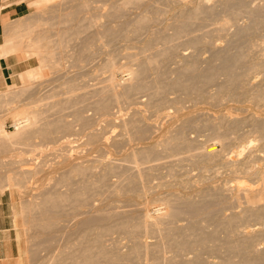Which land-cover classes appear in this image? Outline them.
Here are the masks:
<instances>
[{"label": "bare ground", "instance_id": "6f19581e", "mask_svg": "<svg viewBox=\"0 0 264 264\" xmlns=\"http://www.w3.org/2000/svg\"><path fill=\"white\" fill-rule=\"evenodd\" d=\"M97 2L101 5H105L106 2L107 7L110 6L106 8L107 10L104 8L102 13L100 10L104 6L101 7L100 3L97 5ZM27 5L35 9L31 15H28L29 19L37 16L36 23L33 20L35 24L32 23L29 28L25 27L26 23H21L25 17L28 19V16H25L3 25L0 60L18 56L25 60V65L16 72L15 80L20 85L12 81L11 85L5 84L7 85L5 91H0V108H5L4 115L11 117L14 128L12 132L6 133L0 121V153L6 151L5 143L10 144L11 147V143L14 142L18 148L20 147L19 149H23L22 151L35 149L27 151L32 154L34 151L35 154L37 147L39 148L43 141L42 138H47L49 140L46 143H49L47 147H51L50 143L54 145L58 141L57 146H63L64 151L70 139L76 141L82 139L79 144L81 149L95 153L93 154L95 158H89L91 161L99 159L103 162L105 154L112 155V158H105L101 166L97 165L100 166V170H95L90 160L88 165H83L80 161H75L72 156L71 158L70 155L63 154L64 151L60 152L63 155H60L59 160H51V158L45 160L44 156L52 157L53 150L49 154V151L42 150L46 155L40 150L41 154L38 152L37 155L43 156V160L37 165L27 166L21 157L15 156L11 164L18 165L19 170L10 174H0L1 192L4 189L10 192L16 189L15 191L19 192L22 223L30 235L32 244L44 248L56 235H64L66 239L62 249L55 254L50 253V257L45 261H38V264H127L122 261L137 260L149 246H158L159 251L163 253L164 250L174 251L175 256H165L167 258L161 259L162 264H209L210 261L205 259L209 262L206 263L199 255H193L191 259L178 257L187 250L190 252L194 243L202 245L204 252H213L215 248L205 245V242L215 238L219 232L224 235L221 241L232 248L238 241L254 242L253 232L244 229L242 231L237 228V224L243 219H253L260 223L264 221V169L261 170L260 165H255L259 160L261 164L264 161V116L260 117V114H264L262 112L264 84L256 83L253 88L254 82L248 87L250 82L246 80L254 71L261 72L263 74L261 79L264 78V57L261 56L264 53L260 52V54L258 51L259 49L264 51V34L256 36L258 30H264V0H28ZM133 9L135 15L124 18L125 14H130ZM166 15H169L167 18L170 22H164ZM240 15L246 16L244 18H247V25L243 26L240 23L241 26L238 23L236 25ZM103 18L105 21L102 20ZM116 20L119 22L117 23ZM114 21L117 25L112 24ZM208 24L210 26L212 24L210 29ZM233 25V33L231 30L227 33L228 29L225 28ZM220 33L233 36V41L227 38L229 43L239 41L245 44L243 47L239 44L236 48L245 49L244 47H249L253 43L255 46L258 39L260 45L258 47L257 43L255 48L252 45L254 49H251L255 50L254 53L250 48L238 49L235 52L234 46L237 42L233 44L234 54L226 52L227 48H224L225 51L221 49L219 51L220 47L218 48L217 44L215 45L218 49L214 50L213 41L218 39V34L220 37ZM255 36L259 37L255 39L256 42L253 40ZM210 41L212 44L209 43ZM208 43L210 47L212 46V49L209 47V51L214 50V52L210 53L208 58L210 60L207 59L202 67L196 54L199 55L198 53ZM182 47L183 50L189 47L198 52L192 54V50L190 53L192 56L186 55L187 53L183 55L179 53L180 50L182 52ZM256 47L259 49L257 50ZM251 53H257L261 58L256 57L257 60L254 58L253 60L251 55H254ZM101 55L106 56L99 60L100 63L94 64ZM179 56H184L181 57L182 61L175 62V58ZM119 57L124 59V62H119L121 60ZM31 59L35 60V64H29ZM69 68H75L74 72H70ZM116 68L118 70L127 68L129 75L128 80L122 84L116 81L120 84L118 88L113 79ZM45 71H49L50 76L42 79ZM69 72L72 74L70 75ZM104 73L107 74L102 75ZM78 75L82 76L78 78ZM83 75L85 78L89 77L92 83L81 80ZM219 76H222V80L217 82L216 78ZM44 82L51 83V88L54 85L59 90H62L63 86L64 92L61 96H56L54 89L45 94L40 90L43 95L40 96V93L37 95L39 87ZM54 82L62 86L58 85V88ZM211 85L215 87L213 93L207 92V88ZM140 94L145 96V99L138 100ZM243 98L249 99L246 101L247 99ZM226 99L227 101L229 99L227 105L230 100L232 104L243 99V103L245 101L247 103L245 106L248 107L250 101L254 106L261 104L263 109L254 108L261 110L260 113L255 112L259 113V116L252 115L251 112V115L243 117L241 113L240 117L239 114H234L233 108L231 112L229 111V115L221 114V109L207 113L209 108L221 107ZM14 101H18L15 106L6 108L8 103L11 106L10 103ZM24 101L34 106H38V102L41 101L44 103L40 104L42 105L40 108L32 105L29 108L23 103ZM251 105L249 107H252ZM114 107L115 110H112ZM235 109L237 108L233 110ZM87 111L89 113H86ZM199 111H205L206 114L201 115ZM100 121L105 122L106 128L112 123L114 128H117L116 134L109 138L110 141L108 137L107 140L103 139L106 130H102L104 128L100 127ZM243 122L252 126L253 132L250 130L249 133L256 132L259 142L263 140L262 144L258 143L261 150L257 149V145L255 147L258 152L263 153L262 162V158H259L261 153L259 156H256V153L254 155V152L251 155L252 149H249V155L247 152L244 153L247 155L245 158L236 159L238 155L233 158L232 153L229 152L231 149L229 145L234 144V138L238 136L235 132ZM202 129L209 132L207 135L209 138L219 142V147L211 144L200 149L199 147L202 148L203 145L198 146L200 144L194 142L196 139L188 138L190 132L197 133L200 130L203 132ZM56 133L57 137H55ZM198 135H195V138ZM241 136L246 137L245 134ZM35 138L41 139L38 141L40 143H37ZM241 140L238 136L237 143ZM43 142L42 147L45 146ZM72 145L70 142L68 147ZM124 145L126 148L123 147ZM236 145L234 144L235 148ZM122 148L123 150L119 152ZM57 149L56 151H59ZM246 150L248 151V148ZM116 151L119 154H116ZM72 152L75 150L73 149ZM57 155L59 157V154ZM165 158H169L172 162H169V159L162 162L161 159ZM183 160L184 162L188 160L189 166L202 169V172L210 170L208 172L214 178L225 171L227 177L220 185L214 183V185L197 187L195 185L197 181V183L190 182L193 185L189 184V188L196 187L195 196L182 193L183 191L179 192L177 188L188 185L186 179L184 181L186 184L180 182L181 180L176 182L179 177L176 171L181 173L182 168L180 169L175 163H183L181 162ZM162 163L165 167L162 166L163 169ZM167 163L174 164L180 170L174 169V173L173 167L170 168L171 165ZM159 167L160 170L165 169L169 176L172 174V177L178 176L173 179L175 182L170 178L173 183L163 182V179L162 182L156 181L160 178L157 177ZM217 168H222L224 171L220 169L221 171L218 172ZM202 172L200 176L204 177ZM35 176L38 183L34 191L31 189L33 191L31 193L25 185ZM195 178L198 179L196 176ZM257 181L260 183L256 187L254 184ZM152 184L156 185L153 186L155 189L159 190L158 187L164 186L165 188L162 189L167 191L165 195L162 193L164 196L162 194L157 197L152 196L155 202L164 205L163 213L158 214V217H151L148 214L146 209L148 200H144L146 192L153 191ZM150 192L148 191V195ZM147 198L149 199V196ZM153 200L150 203L154 202ZM241 200L245 204L244 209L243 206L240 208L243 209L242 213L233 211L230 216L220 215L221 208L224 209L223 207L229 205L233 208V204L236 206L235 203H240ZM110 201H118V203L112 205ZM180 217L188 218L186 226L183 228L172 226L175 224V219ZM61 220L66 222L65 226L60 225ZM205 224L213 228L208 230ZM157 231H160L159 236L155 235L158 237L157 242L154 241L149 245L148 241H141L143 236L140 233L159 234ZM260 231L255 233H261L264 237V231ZM112 232L122 233L131 239H129L131 244L127 245L128 251L119 252L116 247L110 248L104 245V238ZM194 233L197 235L195 236ZM189 235L193 237L189 238ZM258 250L254 247L239 248L238 254L241 259L237 264H264V250ZM31 258L37 261L35 252H31Z\"/></svg>", "mask_w": 264, "mask_h": 264}, {"label": "rangeland", "instance_id": "374dc122", "mask_svg": "<svg viewBox=\"0 0 264 264\" xmlns=\"http://www.w3.org/2000/svg\"><path fill=\"white\" fill-rule=\"evenodd\" d=\"M27 1L28 0H13V2L14 3H17L18 4V10H17V12H12V13H10L11 14V16H9L7 13H5V12H0V42L2 41V33H3V25L5 24V23H11L12 21H15V19H18V18H24L25 16H28V15H31V13L33 12V11H35V9L33 8V7H29L28 5H27ZM107 2V1H106ZM105 2V5H101V3H100V5H101V7H103L102 8V10H100V12H104V8L106 9V8H108L107 7V3ZM98 2L96 3L97 5L99 4ZM107 10V9H106ZM129 10H132V9H129ZM129 10L127 11V12H129ZM137 10V9H136ZM135 11V9H133V12L131 11V12H129L130 14H125V16L126 17H124V18H127V17H133L132 15H135V13L136 12H134ZM138 12V11H137ZM128 15V16H127ZM241 16H243V15H240L239 17H238V19H237V21H236V25H237V23L239 24H242L243 26H245L244 24H248V21H247V18L245 19L244 17H246L245 15L243 16V17H241ZM29 17L30 16H28V19H27V17H25V19H23L22 20V22L21 23H29V24H25V27L26 26H28V28H29V25H33L32 23H34V21H35V23H36V21L37 20H35L36 18H37V16L35 17V18H33V17H31L30 19H29ZM167 17H169V15H166L165 16V18H164V22L165 23H167V22H170L169 21V19L167 18ZM167 18V19H166ZM105 18H103L102 20H104ZM121 19H123V18H121ZM120 19V20H121ZM34 20V21H33ZM105 21V20H104ZM117 21V20H116ZM116 21H114L115 22V24H114V22L112 23L113 25H117V23L119 22V21H117V23H116ZM167 21V22H166ZM110 22V21H109ZM163 22V21H162ZM163 22V23H164ZM247 22V23H246ZM34 23V24H35ZM162 23V24H163ZM239 24V25H240ZM209 25V24H208ZM207 25V26H208ZM238 25V26H239ZM206 26V27H207ZM211 26H212V24H211ZM211 26L209 25V29L211 28ZM241 26V25H240ZM228 27H230V26H228ZM233 28H234V25L233 26H231L230 28H225V29H228V30H226L227 31V33H230L232 30H233ZM204 29H207V28H204ZM231 30V31H230ZM259 32H257L256 34V36H260L261 35V33H262V35L264 34V30H258ZM224 32V31H223ZM196 33V32H195ZM197 33H198V31H197ZM232 33H233V31H232ZM221 34V33H220ZM258 34H260V35H258ZM225 35V36H224ZM227 34H221L220 35V37H219V34H218V39H216L215 41H213V43L214 44H212V40L214 39L213 38V36H212V40L209 42V43H211L212 44V46L213 45H215V44H217V46H218V48H217V46L215 45V46H213L214 48V50H216V49H218L219 51H221V50H224L225 51V49H226V52H233V54H234V49L236 48V46H239V44H242V47L243 46H245V44L243 43V42H241V43H239V41L237 42V44H236V42L234 41V42H228L229 40L227 39V38H229L230 39V41H233L234 40V38H233V36L231 37V36H229V34L226 36ZM255 36V38H253V40H257L258 38ZM214 37H216V35L214 36ZM220 38V39H219ZM222 38H224V39H226V40H222ZM233 38V39H232ZM260 38H262V36L260 37ZM210 39H211V37H210ZM256 40H255V42H256ZM260 39H258V41H259ZM222 41V42H221ZM225 41V42H224ZM240 41H242V39L240 40ZM256 42L255 43V46H256V44H257V46L258 45H260L259 43H260V41L259 42ZM209 43L208 44H206L205 45V47L207 46V48H205V47H203V52H202V50L201 49H199V50H201L198 54L199 55H197L196 54V52H198V51H194L193 50V48L191 49V48H189V47H187V49L186 48H184L185 50H183V47L185 46H183L182 47V52H180L179 51V53L180 54H183L184 55V53L186 54V55H190V56H192V54H196V57L197 56H199V57H197L198 58V62L199 63H201L200 64V66H204V64L203 63H205L206 61H208V60H210V59H208V58H210L209 56H210V53L211 54H213V52H214V50H213V52H210L209 51V47H210V45H209ZM225 43V44H224ZM228 43V44H227ZM233 44H236L235 46L233 45ZM244 44V45H243ZM228 45V46H227ZM254 46V43L253 44H251V46H249V47H244L245 49L247 48H253V46ZM129 46V45H128ZM211 46V47H212ZM224 46V47H223ZM233 46H234V49H233ZM255 46H254V48H255ZM186 47V46H185ZM210 47V48H211ZM242 47L241 48H236V50H235V52H237V50L238 49H241V50H245V49H242ZM259 47V46H258ZM225 48V49H224ZM253 48V49H254ZM260 48H261V46H260ZM190 49V50H189ZM212 49V48H211ZM221 49V50H220ZM228 49H230V51L228 50ZM256 49H257V47H256ZM259 49V48H258ZM257 49V50H258ZM122 50V49H121ZM192 50H193V52H192ZM208 50V51H207ZM228 50V51H227ZM249 50V49H248ZM261 49H259L258 51H259V53L260 52H262V53H264V51H260ZM223 51V52H224ZM251 51H253L252 49H251ZM255 51V50H254ZM254 51H253V53H254ZM192 52V54H190ZM208 52V53H207ZM257 52V51H256ZM253 53H251V54H253ZM201 54V55H200ZM236 54V53H235ZM257 53H255V54H253L254 56H252L251 55V58L253 59H256L257 60V58L256 57H259V55L257 54ZM261 54V53H260ZM263 55V56H262ZM105 57L106 55H101L100 57H97L98 58V61H97V59L95 60V63L94 64H98V63H100L101 61H99V60H101V58L102 57ZM190 56H188V57H190ZM261 56H262V58L264 57V54H261ZM103 57V58H104ZM181 57H184V56H181ZM181 57L179 56L178 58L176 57L175 59V62L177 61V62H181L182 61V59H181ZM185 57H187V56H185ZM120 58V57H119ZM203 58H205V59H203ZM211 58H212V56H211ZM259 58H261V57H259ZM121 59V58H120ZM199 59H200V61H199ZM208 59V60H207ZM253 59V60H254ZM204 60V61H203ZM258 60H261V59H258ZM17 61V62H16ZM21 63H20V62ZM203 61V62H202ZM119 62H124V59H121ZM25 63V60H23V58H21V57H18V56H11V57H9V58H7V59H1L0 60V79H2L1 80V82H0V91H5L6 89H7V85H5V84H8V85H11L13 82L14 83H16V85H20V84H18L17 82H16V72L17 71H19L20 69H22L23 68V66L25 65L24 64ZM29 64H35V60L34 59H31L30 61H29ZM93 64V63H92ZM176 64H178V63H176ZM89 66H91V65H89ZM171 66H174V64H171ZM91 67H88V69H90ZM69 69H71L70 70V72L71 71H73L74 69H72V68H69ZM69 69H68V71H69ZM120 70H118L117 68L114 70V74H113V79H114V82H118V83H120V84H122V82H125V81H127L128 80V78H129V75H128V71L125 69V68H119ZM93 70H96V68H93ZM49 72V71H48ZM47 71H45L44 72V76H43V78L42 79H46V78H48L49 76H50V73H48ZM69 72V73H70ZM74 72V71H73ZM91 72H93L92 70H91ZM257 72V74H254V73H256ZM261 73V72H260ZM259 73V71H254L253 73H251V75H249L248 76V78H246V80H248L249 82H250V85L248 84V87H251V85H253L254 84V82H255V85L254 86H252L253 88L259 83V85H262V83L264 84V82H263V80H264V78H263V80L261 79L263 76H261V75H263L262 73L260 74ZM72 73H70V75H71ZM107 73H104V74H102V75H106ZM47 76V77H46ZM82 76V75H81ZM81 76H77L78 78L79 77H81ZM86 77H88V75H86ZM220 77V76H219ZM218 77V78H219ZM222 77V76H221ZM221 77L218 79V78H216V81L217 82H219V81H221L222 79H221ZM89 78V77H88ZM88 78H85L84 77V75H83V78H80L81 80H86L88 83H92V81H89V79ZM250 78V79H249ZM14 79V80H13ZM88 79V80H87ZM262 81H261V80ZM78 80V79H77ZM13 81V82H12ZM247 81V82H248ZM256 81H258V82H256ZM116 82V88H118L119 87V85L120 84H118ZM246 82V83H247ZM248 82V83H249ZM55 83V85H59V83H57V82H54ZM54 83H52V84H54ZM257 83V84H256ZM118 85V86H117ZM258 85V86H259ZM51 86V83H48V82H44L43 84H42V86H40L39 87V89H38V92H37V95L39 94L40 96L41 95H43V94H41V92H43L44 94L45 93H49L50 91H51V89L53 90V92H55L56 93V96H61L62 95V92H64V88H63V86L60 84L59 86L62 88V90H59V89H56V87L54 86V85H52L53 86V88H51L50 87ZM59 86H58V88H59ZM46 87V88H45ZM50 87V88H49ZM211 87V88H210ZM209 88H207L208 89V91L207 92H210V93H213L214 92V85H211ZM40 90H42L41 92H40ZM213 91V92H212ZM138 97H140V98H138V100H143V99H145V96H141V94L138 96ZM53 99V98H52ZM244 99V98H243ZM242 99V100H243ZM245 99H247V98H245ZM244 99V100H245ZM249 99V98H248ZM248 99L246 100V101H248ZM242 100H240L242 103H240V101L239 102H236V101H232L233 103L232 104H230V102H231V100H230V102H229V104L227 105L226 104V102L228 103V101H229V99H228V101H227V99L225 100V102H224V104L223 105H221V107L219 108L218 107V109L217 108H214V107H212V108H209V110H207L206 112L207 113H213V111H219V109H221L220 110V113L222 114V113H224L225 115H229L230 114V110L233 108H237V109H235V111L232 109V111L234 112V114L235 115H237V114H239L238 116H240L241 117V113H242V117L243 116H246V115H248V114H250L251 115V112H252V115H257V116H259L258 114L260 113V111L263 109L262 107L263 106H261V104H259L258 106H254V105H251L252 103L249 101V103H248V107L247 106H245V105H247V103H243V101ZM17 102L18 101H14V102H12V103H10V105L11 106H9V103L7 104V106H6V108H10V107H12V106H15L16 104H17ZM29 102V101H28ZM23 103H25V104H27L25 101L23 102ZM41 103H44L43 101H41V102H38V106L37 105H32V103H29V104H27L28 106H29V108H31L32 106H34L35 108H40L42 105H40ZM251 103V104H250ZM13 104V105H12ZM32 105V106H31ZM249 105H251L252 107H249ZM31 106V107H30ZM200 106H203V105H201L200 104ZM204 106H206V105H204ZM203 106V107H204ZM229 107H230V109H229ZM255 107H260L261 108V110L260 109H258V108H256L257 110H255L254 108ZM223 108V109H222ZM227 108V109H226ZM245 108V109H244ZM213 109V110H212ZM112 110H115V107L112 109ZM226 110V111H225ZM237 110V111H236ZM260 110V111H259ZM230 111V112H229ZM238 111L240 112V113H238ZM243 111V112H242ZM244 111H245V113H244ZM4 112L6 113V111H5V108L3 107H1L0 108V121L2 122V124H3V128H4V131L6 132V133H9V132H12L13 130H14V128H13V125H12V120H11V117L9 116V115H7V114H5L4 115ZM200 112V111H199ZM248 112V113H247ZM250 112V113H249ZM257 112H259L258 114H256ZM262 112H264V109H263V111ZM261 112V113H262ZM86 113H89V111H87ZM91 113V112H90ZM201 113V115L202 114H206L205 113V111H201L200 112ZM229 113V114H228ZM254 113V114H253ZM199 114V113H198ZM243 114H245V115H243ZM200 115V114H199ZM261 116H264V114H260V117ZM68 117H66V119H67ZM70 118V117H69ZM103 123V124H102ZM106 123H108V122H106ZM246 123V122H245ZM245 123L243 122V124H242V126H239V128L237 129V131L235 132V134H237L238 136H239V140H241V139H246V141H244V140H241L239 143H237V141H238V136H237V138H234L235 139V143L234 144H237L236 145V148L234 147V144H231V145H229L230 147H231V149H230V153H232V155H233V158H235L236 157V155H238L237 157H236V159L239 157H246L247 155H249L248 153L250 152L249 151V149L252 151L251 153V155H253V152H254V155H255V153L257 154L256 156H259L260 155V153H261V151L260 152H258V150H256V145H257V149H259V150H261V148L259 147L260 145H258V143L259 144H262L261 142H263V140L261 139V141L259 142L258 141V138H257V133L255 134V133H251V132H253L252 131V126L249 124V123H246V125H245ZM105 124V122H99V125H100V127H102V128H104V129H102V130H106V132H105V134L103 133V139H105V140H107V137H108V141H110L109 140V138H111L112 137V135L114 134H116L115 132L117 131V128H114V124L112 123V124H110V123H108V124H110V125H108L107 126V128H106V126L104 125ZM248 124V125H247ZM103 125V126H102ZM112 125V126H111ZM105 126V127H104ZM110 126V127H109ZM249 126V127H248ZM250 128V129H249ZM108 129V130H107ZM242 129V130H241ZM109 130H110V132H109ZM203 130V129H202ZM206 129H204L203 130V132L200 130V132L198 131L197 133H196V131H194V132H190L189 134H188V138H190L191 140L193 139V140H195L196 139V141H194L195 142V144H200V145H198V146H202L203 145V147L201 148V147H199L200 149H203V148H205V147H207V146H209V145H211V144H215L216 146H218L219 147V142H217L216 141V139L214 140V139H211V138H209V136H207L208 135V131L206 130ZM241 130V131H240ZM251 130V134L249 133V131ZM245 133H244V132ZM245 134V136L246 137H242L241 135H243L244 136V134ZM246 132H248V133H246ZM111 133V134H110ZM198 133H200L199 135H198ZM205 134V136H204V134ZM241 133V134H240ZM234 134V135H235ZM240 134V135H239ZM249 134H250V136H249ZM254 134V135H253ZM111 135V136H110ZM195 135H198L197 136V138H195ZM50 136H54V135H50ZM50 136L48 137V139L50 138ZM58 136H59V133H58ZM242 138H241V137ZM255 138H254V137ZM55 137H57V133L55 134ZM114 137V136H113ZM115 137H117V136H115ZM233 137H235V136H233ZM41 138V137H40ZM70 138V137H69ZM241 138V139H240ZM253 138L255 139V140H253ZM257 138V139H256ZM205 139V140H204ZM35 140H37V143H40V142H38V141H40V140H38V138H35ZM42 140L44 141H42L43 143H45V146H46V150H45V146L44 147H42L41 145H43V144H41L40 143V145H39V148L37 147V149H36V151H35V154H34V151H33V154L32 153H29V152H27L28 150H35V149H32V148H30V149H27L26 150V152H25V150L24 151H22L23 149L21 148V149H19L18 147H17V145L16 144H14V142L13 143H11L12 144V146L10 147V144H8V145H6V143L4 144V146H6V151H3L2 152V154L0 153V174H2V173H5V174H10L11 172L13 173V172H15V171H18L19 170V167H18V165H16L15 163H13V164H11V160H14L16 157L15 156H19V157H21L22 159H23V161H24V164H26L27 166H32V165H37L39 162H41L42 160H43V156H41L40 154V152L43 150V151H49L48 152V154L52 151V152H54V151H56V149L57 150H59V151H56V152H54V154L51 152V154H52V157H51V155H49V156H44V158H45V160H46V158H51V160L52 159H55V160H59L60 158H61V156L63 155V154H65V155H70L69 157H73V159L75 160V161H80V163L81 164H83V165H86L87 163H89V161L88 160H90V164L91 165H93V167L95 166H97L98 164H100V166H101V164L103 163V162H105L104 160H105V158L106 159H108V158H110L112 155H110V154H105L104 156H103V158H104V160H103V162L101 161V160H99V159H93L92 161H94V160H96V161H94V163L91 161V159H89L90 157H96V156H93V154L95 155V153L94 152H89V151H86L85 149H81V146L79 145L81 142V140H74V141H76L75 143H74V141L73 140H71L70 139V142H71V145H72V143L73 144H75V145H77V146H75V145H72V146H74V147H68V145H70V142L68 143L67 142V148H66V150L64 151V149L60 146V145H58L57 146V143H58V141H57V143L56 144H51L50 143V145H51V147L50 146H48L47 147V145H49V143L48 144H46L47 143V141L49 142V140H47V138H42ZM202 141V143H200L201 141ZM210 140V141H209ZM214 140V141H213ZM260 140V139H259ZM34 141V140H33ZM199 141V142H198ZM217 143H216V142ZM204 142V143H203ZM245 142V143H244ZM256 142V143H255ZM78 143V144H77ZM250 143V144H249ZM14 144V145H13ZM254 144V145H253ZM53 145V146H52ZM232 145H233V148H232ZM59 146H60V149H59ZM65 146V147H66ZM249 146L251 147V148H249ZM17 147V148H16ZM22 147V146H21ZM56 148V149H53V148ZM123 147H125L126 148V146L124 145ZM229 147V148H230ZM238 147V148H237ZM43 148V149H42ZM52 148V149H51ZM124 148V149H125ZM248 148V151L246 150ZM254 148H255V151H257V152H255L254 151ZM62 149V151H60ZM67 149L69 150V151H67ZM72 149V150H71ZM73 149L75 150V152H72L73 151ZM41 150V151H40ZM78 150V151H77ZM81 150V151H80ZM119 150V149H118ZM117 150V151H118ZM123 150V148L122 149H120L119 150V152H121ZM233 150V151H232ZM238 150H241V151H238ZM42 151V154L44 153V155H46V152H43ZM63 151L65 152V153H63ZM71 151V152H70ZM76 151H77V153H76ZM83 151V152H82ZM86 151V152H85ZM116 151V152H117ZM232 151V152H231ZM235 151V152H234ZM263 151V150H262ZM40 153V154H38L37 155V153ZM58 152V153H57ZM60 152H62L61 154H60ZM67 152V153H66ZM69 152V153H68ZM119 152H117L116 154H119ZM234 152V153H233ZM246 152H247V155H245L246 154ZM264 152V151H263ZM59 154V157H58V155L57 154ZM79 153V154H78ZM84 153V154H83ZM87 153V154H86ZM236 153V154H235ZM239 153V154H238ZM245 153V154H244ZM47 154V155H48ZM56 154V155H55ZM78 154V155H77ZM81 154V155H80ZM235 154V155H234ZM40 155V156H39ZM61 155V156H60ZM90 155V156H89ZM244 155V156H243ZM262 155H263V153H261V156H259V158H262ZM54 156V157H53ZM85 156V157H84ZM235 156V157H234ZM56 157H58L57 159H56ZM71 157V158H72ZM77 157V158H76ZM264 157V156H263ZM12 158V159H11ZM112 158V157H111ZM168 160L169 158H165L164 160H162L161 159V161L163 162V161H165V160ZM243 159V158H242ZM83 160H84V162H83ZM86 161V162H85ZM101 163H100V162ZM263 161V158H262V160H261V162ZM83 162V163H82ZM96 162V163H95ZM167 162V161H166ZM169 162H172V161H170V159H169ZM178 162V161H177ZM181 162H183V163H180V162H178V163H175L174 161H173V163H175L180 169L182 168V170H180L178 167H176L174 164H172V163H170V164H168L169 166L171 165V167L170 168H172V170H173V172H174V169H175V171L176 170H180V171H182L181 173H179V171H176L177 173H179V174H177L176 173V175H178V176H176V175H174L173 177H172V175L171 176H169V174L167 173V172H165V169L164 170H162L163 168H162V166L164 165L163 163H162V165H161V170H160V167H159V176L157 175V177H160L159 179H157L156 181H158V182H160L162 179V181L164 182H171V180L173 181V179H175L176 177H178V178H180V179H176V182H178L179 180H181L180 182H182L183 181V183L184 184H188L186 187H188L189 188V184H190V182H196L197 184H195L197 187H203V186H205V185H214V183H215V185H220V184H222L224 181V179L227 177V175L225 176V174H227V172L225 173V172H222V173H220L218 176H216V178L217 177H219V178H214L213 177V175L211 174H209L210 172H208V171H210V170H203V172H202V169H199V168H195V166H189V164L190 163H188L187 164V162H188V160H186V162H184V160L183 161H181ZM259 162H260V160H259ZM259 162H255L256 164V166H258V165H260V169L262 170V169H264L262 166H264L263 165V163H264V161H263V163L261 164V163H259ZM158 163H159V161H158ZM165 163V162H164ZM184 163H186V164H184ZM96 164V165H95ZM166 164V163H165ZM180 164V165H179ZM88 165V164H87ZM175 167H174V166ZM183 165H185V166H183ZM187 165V166H186ZM100 166H97L96 168L94 167V169L96 170V169H99V167ZM168 166V167H169ZM164 167V166H163ZM168 167H166L167 168V170H168ZM190 167V168H189ZM165 168V167H164ZM184 168H186V169H184ZM192 168V169H191ZM93 169V170H94ZM101 169V168H100ZM99 169V170H100ZM190 169V171H188ZM218 169V172H219V170L220 169H222V168H217ZM99 170H97V171H99ZM157 170V171H158ZM171 170V171H172ZM183 170H186V171H183ZM163 171L166 173V175L168 176H166V175H164L165 173H163ZM221 171V170H220ZM222 171H224V169H222ZM186 172V173H185ZM202 172V174L204 175V177L201 175L200 176V173ZM175 173V172H174ZM205 173H208V174H205ZM225 173V174H224ZM158 174V173H157ZM192 174V175H191ZM193 174H194V176H193ZM200 176V178H199V176ZM223 174H224V176H223ZM182 175V176H181ZM187 176V178H186V176ZM209 176V178H208V176ZM163 176H165V178L163 177ZM188 176H189V178H188ZM195 176L198 178L197 180H196V178H195ZM205 176H207V177H205ZM185 177V178H184ZM224 177V178H223ZM111 178H114V177H111ZM156 178V177H155ZM154 178V179H155ZM171 180H170V179ZM182 178V179H181ZM193 178V179H192ZM213 180H211V179ZM154 179H152V180H154ZM168 179V180H167ZM184 179V180H183ZM185 179H186V183L184 182L185 181ZM188 179H189V181H188ZM199 179H200V182H199ZM203 179L205 180V181H203ZM206 179H207V181H206ZM36 176L34 177V179H32V180H29L27 183H26V187H27V189H30V191H31V193L34 191L33 189L37 186V183H38V181L36 180ZM151 180V181H152ZM170 180V181H169ZM190 180H192V181H190ZM216 180H217V182H216ZM150 181V182H151ZM156 181H154V182H156ZM161 181V182H162ZM189 183H188V182ZM204 182V183H202V182ZM212 181V182H211ZM215 181V182H214ZM219 181V182H218ZM221 181V182H220ZM223 181V182H222ZM33 184H32V183ZM154 182H151V183H154ZM173 182H175V180L173 181ZM173 182H171V183H173ZM207 182V183H206ZM157 183V182H156ZM200 183V184H199ZM202 183V184H201ZM217 183V184H216ZM234 183V182H233ZM259 181H257L256 182V184H254V186H256L257 187V185L259 186ZM155 184H152V188H153V191L152 190H148L149 192H150V195H148V191L146 192L147 194H145L144 195V200H148L146 203V209L148 210L147 212H148V214L149 215H151V217L153 216V217H156L158 214L160 215V213L162 212L163 213V209H162V207L164 208V205L162 206V203L160 204L159 202H155L154 200H153V198H152V196H156L157 197V195H161L162 193L164 194H166V192L167 191H165V190H163L162 188H165L164 186L161 188V187H158L159 188V190L157 189H155V187H156V185H155V187H153ZM191 185H193V183H191L190 184V186ZM186 187H184V188H177L178 190H179V192H182V193H184V192H186L185 194H189V195H192V196H195V193H196V187L194 186V187H190L189 189L188 188H186ZM161 188V189H160ZM33 191H32V190ZM155 189V190H154ZM190 189H192V191L190 190ZM16 189H13L11 192L8 190V189H4L2 192L0 191V210H1V215H2V218L0 219V226L3 228V230L5 231H10L11 232V234H9L8 235V237H9V240H10V242H11V244L13 245V249L15 250L14 251V259H13V264H38L40 261H45L48 257H50L53 253L55 254V253H57V251L59 250V249H62L63 248V246H64V242L66 241V239H65V237H64V235H60V236H55V237H53L51 240H49V245L47 246V247H44V248H42V246L41 245H39L41 248H39V246H35L34 245V243L32 244V241H31V238H30V235H29V233H28V231H26V228H25V226L23 225V223H22V216H21V213H20V209H19V207H20V202H21V198H20V195H19V192H16L15 191ZM162 190V191H161ZM159 191V193H157ZM165 191V192H164ZM191 191V192H190ZM193 191H194V193H193ZM153 192H154V195H153ZM156 193V194H155ZM162 194V196H164ZM194 194V195H193ZM147 196H149V199L147 198ZM158 197H160V196H158ZM151 198V199H150ZM151 200H153L154 202H151V203H153V204H151L150 203V201ZM111 202V201H110ZM116 203H118V201H112L110 204H115V205H117ZM234 203V202H233ZM237 203H239V202H236L235 204H236V206L233 204V208H230V205L229 206H226V207H223L224 209H222L221 208V210L219 211V213H220V215H224L225 217L226 216H230V213L231 212H235V213H242V211H243V209H244V206H245V204L243 203V201L241 200V202L239 203V205H237ZM120 204H122V203H120ZM118 206H120V205H118ZM235 206V207H234ZM243 206V209L242 210H240V208ZM123 209H125V208H123ZM158 209V210H157ZM161 209V210H160ZM229 210H230V212H229ZM19 211V212H18ZM221 212H222V214H221ZM233 212V213H234ZM161 213V214H162ZM232 214V213H231ZM158 217V216H157ZM183 218V219H182ZM185 219H186V221H185ZM188 218L186 217V218H184V217H180V218H177V219H175V224L174 225H172V226H179V227H181V228H183L184 226H186V224L185 223H187L188 222V220H187ZM20 220V221H19ZM174 223V222H173ZM172 223V224H173ZM21 224V225H20ZM60 225L61 226H65L66 225V222L65 221H60ZM205 228L206 229H208V230H210L211 228H213L211 225L210 226H207V224H205ZM239 227V228H238ZM242 227V228H241ZM160 228H161V226H160ZM159 228V229H160ZM237 228L238 229H240V230H242V231H247V230H251V232H253V235H254V239H253V241L254 242H252V243H246L245 241H238V242H236L235 243V247H229L228 245H226L225 243H223L222 241H221V239H222V237H224V235H223V233L222 232H219L218 234H217V236L215 237V238H213V239H209V240H207L206 242H205V245H208V246H210V247H214L215 249H214V251L213 252H211V253H208V252H204L203 250H202V248H203V246L202 245H199V244H197V243H194V245H192V247H191V250H190V252H188L189 250H187V252H185V254H181L180 255V257H178V258H181V259H183V258H187L188 259V257H189V259H191V256H192V258L194 257L193 255H199L200 257H202L203 259H204V261H206V260H208V261H210V263L211 264H237L238 262H239V260L241 259V256L238 254V251H239V248H241V247H243L244 249H250V248H252V247H254L256 250H258V251H260V249H262V250H264V237L262 236V234L261 233H259V234H256V233H258V230L260 231H264V221H261V223H260V221L258 222V221H253V219H243L242 221H240L238 224H237ZM244 229V230H243ZM254 230V231H253ZM260 231V232H261ZM158 232V231H157ZM160 232V231H159ZM158 232V233H159ZM248 232H250V231H248ZM256 232V233H255ZM149 233V232H148ZM148 233H140V235H142L143 237H141V241H148L149 243H147V244H149V245H152V243L155 241V242H157L158 240H157V236H159L160 235V233L159 234H154V233H156V232H154V233H152V234H150L149 233V236H148ZM154 235V236H153ZM155 235H157V236H155ZM194 235L196 236L197 235V233H194ZM110 236V237H109ZM127 236H125L124 234H122V233H118V232H112L110 235H107V237L106 238H104L105 239V241H104V245L106 246V247H116V249L120 252H125V251H128V249H127V245H130L131 244V241L129 242V239L130 238H126ZM193 237V235H189V238H192ZM256 237V238H255ZM73 238V237H72ZM140 238V237H139ZM108 239V240H107ZM131 240V239H130ZM140 240V239H139ZM159 240H160V237H159ZM52 241V242H51ZM54 243V244H53ZM53 244V246H51ZM155 244V243H154ZM148 245V246H149ZM51 246V247H50ZM257 246V247H256ZM50 247V248H49ZM261 247V248H260ZM37 248H38V250H37ZM258 248V249H257ZM35 249V250H34ZM49 249V250H48ZM165 249V248H164ZM163 249V250H164ZM168 250V249H167ZM50 251V252H49ZM31 252H35L36 253V255H37V261H35L34 259H30V256H31ZM49 252V253H48ZM166 252V253H165ZM50 253H51V255H50ZM162 253V255H160ZM184 253V252H183ZM165 254V255H164ZM171 255H173V256H175V254H174V251L173 250H168V251H166V250H164V253H163V251L162 252H160L159 251V247L158 246H149L148 248H147V250L144 252V253H142L141 255H139V257H138V259L137 260H131V261H126V260H123L122 262H125V263H127V264H162V258H164L165 256H167V257H171ZM160 256H163V257H160ZM167 257H165V258H167ZM39 259V260H38ZM206 259V260H205ZM39 261V262H38ZM208 261H206V263H209ZM209 263V264H210ZM120 264H122V263H120Z\"/></svg>", "mask_w": 264, "mask_h": 264}, {"label": "crops", "instance_id": "0c3cea01", "mask_svg": "<svg viewBox=\"0 0 264 264\" xmlns=\"http://www.w3.org/2000/svg\"><path fill=\"white\" fill-rule=\"evenodd\" d=\"M17 10L18 4L14 3L13 0H0V12H5L11 16L10 13L17 12ZM1 218L2 215L0 210V219ZM9 234H11L10 231H4L0 226V264H13L15 250L9 240Z\"/></svg>", "mask_w": 264, "mask_h": 264}]
</instances>
